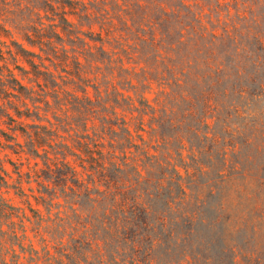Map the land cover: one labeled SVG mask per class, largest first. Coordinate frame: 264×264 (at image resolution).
Segmentation results:
<instances>
[{"label": "trees", "instance_id": "16d2710c", "mask_svg": "<svg viewBox=\"0 0 264 264\" xmlns=\"http://www.w3.org/2000/svg\"><path fill=\"white\" fill-rule=\"evenodd\" d=\"M0 264H264V0H0Z\"/></svg>", "mask_w": 264, "mask_h": 264}, {"label": "rangeland", "instance_id": "374dc122", "mask_svg": "<svg viewBox=\"0 0 264 264\" xmlns=\"http://www.w3.org/2000/svg\"><path fill=\"white\" fill-rule=\"evenodd\" d=\"M155 90L153 89L151 92H149V93H147L146 94V97L149 99V100H151V99H153L154 98V96H155ZM6 167H8V169H10V167L7 165ZM8 198H10L11 199V201L13 202V203H15V204H20L19 203V199L16 197V196H14L13 194H12V192H10L9 194H7L6 195Z\"/></svg>", "mask_w": 264, "mask_h": 264}]
</instances>
